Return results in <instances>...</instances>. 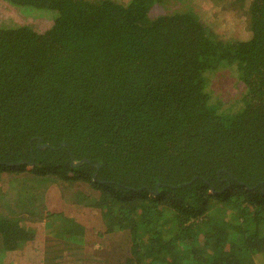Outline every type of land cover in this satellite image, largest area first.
Instances as JSON below:
<instances>
[{
  "label": "trees",
  "instance_id": "obj_1",
  "mask_svg": "<svg viewBox=\"0 0 264 264\" xmlns=\"http://www.w3.org/2000/svg\"><path fill=\"white\" fill-rule=\"evenodd\" d=\"M166 1L0 0V264L60 262L40 227L125 232L118 264H264V0H228L234 40Z\"/></svg>",
  "mask_w": 264,
  "mask_h": 264
},
{
  "label": "rangeland",
  "instance_id": "obj_2",
  "mask_svg": "<svg viewBox=\"0 0 264 264\" xmlns=\"http://www.w3.org/2000/svg\"><path fill=\"white\" fill-rule=\"evenodd\" d=\"M193 3V5H192ZM192 3L187 0H168L164 5L158 4L154 7L152 14L158 15L161 13H169L175 10L185 9L187 7L192 8L203 17L204 21L208 26H210L217 37H223L228 39H242L247 36L248 31L244 19L241 16L235 14V11L228 4L227 1L221 0H192ZM191 8V9H192ZM227 8V9H226ZM221 69L215 71L214 74L210 76V83L208 85V91L211 94L213 101L221 102L218 110L227 108L229 104L233 102V94L237 92L234 80H227L226 76L220 75ZM218 80L219 82H213V80ZM2 187V185H1ZM51 192L53 190L57 191L56 187L50 185ZM15 184L8 185L4 184L1 188L2 193V202L7 201L6 206L1 205L3 208V216H8L9 211L16 209L15 201L13 202V193L15 192ZM12 197V202L11 198ZM48 202V201H47ZM63 202V201H62ZM60 202V203H62ZM65 202L62 204L64 205ZM69 204L68 202L65 203ZM52 207L55 206V203H51ZM50 207V204L48 205ZM74 205H72L73 207ZM58 205V209H59ZM86 211L88 208H85ZM13 214V212L11 213ZM9 214V215H11ZM41 231H37V241L41 244V252L47 247V250L50 251V257L55 255H63L60 258V262H57L59 259L55 258L51 263L56 264H118L121 263L124 257L128 254L126 253L128 247V235L125 232H117L115 234H107L102 237H99L97 240L92 238L93 235L88 236L86 239L87 242L80 248L70 251L66 245L60 243V240L54 235H49L44 231L43 227H40ZM95 243L99 247L94 248ZM43 245V248H42ZM95 245V246H97Z\"/></svg>",
  "mask_w": 264,
  "mask_h": 264
},
{
  "label": "water",
  "instance_id": "obj_3",
  "mask_svg": "<svg viewBox=\"0 0 264 264\" xmlns=\"http://www.w3.org/2000/svg\"><path fill=\"white\" fill-rule=\"evenodd\" d=\"M45 145H48V144H45ZM41 146V145H40Z\"/></svg>",
  "mask_w": 264,
  "mask_h": 264
}]
</instances>
